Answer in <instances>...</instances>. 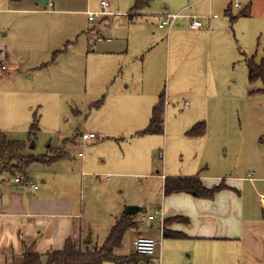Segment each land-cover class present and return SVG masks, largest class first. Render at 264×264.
<instances>
[{"label":"rangeland","instance_id":"rangeland-1","mask_svg":"<svg viewBox=\"0 0 264 264\" xmlns=\"http://www.w3.org/2000/svg\"><path fill=\"white\" fill-rule=\"evenodd\" d=\"M34 1L40 10L13 9L16 3L0 0V47L11 65L0 71V132L25 142L24 154L39 160L28 167L29 177L39 183L48 177L56 192L78 200L75 213L86 231L79 239L72 236L75 243L104 242L127 205L155 213L162 174L198 173L229 183L243 178L246 200L259 206L264 82L249 78L247 60L264 57V0H212V10L209 2H199L185 15L218 14L211 27L201 19L210 31L192 32L183 16L169 35L159 28L162 14L195 0H148L138 11H132L137 0H107L111 14L94 22L88 12L101 11L102 0ZM51 1H59L54 9L61 11L44 12ZM229 6L238 17L232 26L225 14ZM177 41L191 48L177 49ZM161 95L164 131L140 134ZM34 117L39 129L32 133ZM198 121H205V133L188 136ZM84 131L98 139L84 141ZM12 172L21 176L18 168ZM144 222L139 231L126 233L117 254L135 252L133 235L145 233L150 222ZM158 239L162 246L164 239ZM165 241L174 243L165 244L164 262L155 254L125 264H192L193 248Z\"/></svg>","mask_w":264,"mask_h":264},{"label":"crops","instance_id":"crops-1","mask_svg":"<svg viewBox=\"0 0 264 264\" xmlns=\"http://www.w3.org/2000/svg\"><path fill=\"white\" fill-rule=\"evenodd\" d=\"M10 1L13 4H17V8L13 9H41L39 8V3L34 0ZM33 1L35 3L31 4L30 2ZM56 2L60 3L59 1ZM56 2L51 1L49 8L42 10L51 14L61 11L54 9ZM199 2H209V9L212 10V0H195L180 8L179 12L182 15L179 18L184 16L189 18L190 22L194 16L199 19L204 18L209 20L208 26L211 27L213 22L216 21L215 19L218 17V14H212L211 16L203 15L201 17L200 15H185V12H191ZM109 6V1L106 7L101 3L102 10L105 9L107 11ZM138 10L140 9L132 8V11ZM63 11H69V9H63ZM70 11L72 10L70 9ZM110 14L107 11V13L91 20L88 13V18L94 22L96 19L102 16H109ZM225 14L229 17L232 26L238 17L234 21L231 19L234 16L231 13V6L227 7ZM128 16L130 21H134L133 15ZM178 19L170 30L167 27L159 26V28L167 29L168 35L170 32L172 34ZM180 25L181 23L178 22L177 26ZM209 29V27H205V23L203 22L200 28L191 30L197 34H204L209 32ZM99 30L98 28L97 31ZM168 44L171 47L169 40ZM168 44L166 43V45ZM174 45L177 49L182 48V45L184 48H191L189 42L182 43L181 41H177ZM7 66V70H10L9 56ZM0 71L4 72L5 70L0 69ZM195 96L196 93L194 94ZM186 103L185 107L188 108L190 103ZM191 122L188 123V126L192 124ZM188 136L192 137L189 134ZM97 139L95 137L86 142H93ZM84 156L79 157L84 158ZM3 172L6 171H0V175ZM195 175H199L205 186L209 188L221 183L226 184L227 187L218 191L211 198L195 196L186 191H174L165 194L163 188L161 201L156 206L155 213L150 212L147 214L146 210L142 215L133 214L132 216L135 217L137 226L126 233L131 230L139 231L144 225V221L150 222L149 226L147 225L145 228V233L133 235V242L138 236H152L157 240H159L158 237H162L164 242L160 246L161 241L159 240V246L155 253L157 259L162 260V262L165 261L167 252L165 244L167 243L168 246L174 243L165 240L175 239L177 245L193 248L190 257H188L192 260V264H264V193L262 201H258V206L254 201L246 200L245 188H243L242 184L243 178H235L236 182L229 183V180L227 181L225 178L221 180L220 176H215L216 179L213 182H210L212 180L210 179L211 176H201L198 173L186 176ZM162 177L164 186L165 179L169 176L162 174ZM27 179L31 184L26 185L16 182L13 175H11L10 179H1L0 177V264L19 263L24 249L30 246L40 253L62 248L66 239L72 238V236L73 239H79L86 231L81 222L82 219L79 222L81 214L75 213L78 204V200L75 197L66 193L56 192L53 189V183L50 182L48 177H43L39 183L37 180L29 177L28 172ZM249 179L253 181V179ZM32 184H38V188L35 189ZM253 193L251 195L257 196L256 190H253ZM158 211H161V213H158ZM124 214H126L125 211L120 215H116L114 219L115 223ZM150 214L155 215L154 218L149 219L148 215ZM152 221L157 222L153 224ZM110 229L108 230V234ZM165 231L179 232L183 236L179 238L166 237L164 236ZM177 241L184 242L181 244V242ZM95 243L99 244V242Z\"/></svg>","mask_w":264,"mask_h":264},{"label":"trees","instance_id":"trees-1","mask_svg":"<svg viewBox=\"0 0 264 264\" xmlns=\"http://www.w3.org/2000/svg\"><path fill=\"white\" fill-rule=\"evenodd\" d=\"M20 1V0H12ZM148 4V0H137L134 9H141ZM246 14V12H242ZM237 16L231 19L234 21ZM249 78L254 80L260 78L264 82V57L256 62L255 56L247 60ZM164 95H161L160 102L153 106L148 126L140 131L142 133H160L164 131ZM39 129L38 119L34 117L31 125L32 133ZM206 131L205 121L195 123L188 134L192 136H201ZM25 142L10 137L4 132H0V164L3 166L0 171L5 170L10 175L17 177L12 169L18 168L21 176L28 178V167L37 159L24 154ZM11 170V171H10ZM226 184L221 183L213 187H207L199 175L195 176H176L168 177L164 182V193L169 194L174 191H186L195 196L213 197L218 191L226 188ZM137 226L135 217L129 214L122 215L109 231L107 238L101 244L75 243L71 237L66 239L62 248L51 249L46 253L37 252L32 246L24 249L21 254V260L15 264H101L105 261H114L117 264L128 262H138L143 259L149 260L145 254L136 251L131 256L118 255L116 249L123 245L125 233ZM164 236L179 238L183 234L173 231H165Z\"/></svg>","mask_w":264,"mask_h":264},{"label":"built area","instance_id":"built-area-1","mask_svg":"<svg viewBox=\"0 0 264 264\" xmlns=\"http://www.w3.org/2000/svg\"><path fill=\"white\" fill-rule=\"evenodd\" d=\"M102 5L104 7H106L108 5V1L107 0H102ZM89 18L91 20L95 19L96 17L107 13V11L101 10V11H97V12H93V11H89ZM181 12H176V13H164L162 14V22L159 24L160 27H167L169 30L171 29V27L175 24L176 20L181 16ZM203 25V21L197 17H193L189 27L191 29H198ZM8 51L6 50V48L4 47H0V69L1 70H7L8 66H7V62H8ZM187 104V103H186ZM81 137L84 141H88L90 139H93L95 137H97V134L95 132H83L81 134ZM79 156H83L84 153L82 151H80L78 153ZM248 177L253 179L252 175L248 174ZM15 181L16 182H20L22 184H29L30 181L22 176H17L15 177ZM31 184V183H30ZM32 186L37 189L38 188V184H32ZM158 213H161V211H158ZM155 215L150 214L148 215L149 219L154 218ZM134 248L136 250L137 253L140 254H145V255H153L157 252L158 246H159V240H157L156 238L152 237V236H138L134 239Z\"/></svg>","mask_w":264,"mask_h":264},{"label":"water","instance_id":"water-1","mask_svg":"<svg viewBox=\"0 0 264 264\" xmlns=\"http://www.w3.org/2000/svg\"><path fill=\"white\" fill-rule=\"evenodd\" d=\"M124 211L126 214L133 215V214H136L138 212H145L146 208L135 206V205H129V206L127 205V207L125 208ZM88 242H90V239H88Z\"/></svg>","mask_w":264,"mask_h":264}]
</instances>
